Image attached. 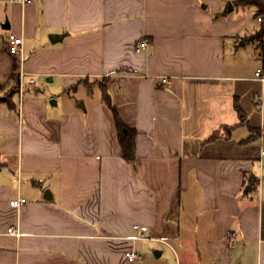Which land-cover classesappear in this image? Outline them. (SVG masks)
I'll return each instance as SVG.
<instances>
[{
  "label": "crops",
  "instance_id": "crops-1",
  "mask_svg": "<svg viewBox=\"0 0 264 264\" xmlns=\"http://www.w3.org/2000/svg\"><path fill=\"white\" fill-rule=\"evenodd\" d=\"M255 11L0 0V264H264ZM114 109L136 130L132 161Z\"/></svg>",
  "mask_w": 264,
  "mask_h": 264
},
{
  "label": "trees",
  "instance_id": "trees-1",
  "mask_svg": "<svg viewBox=\"0 0 264 264\" xmlns=\"http://www.w3.org/2000/svg\"><path fill=\"white\" fill-rule=\"evenodd\" d=\"M235 5H252L256 8L255 16L261 17L260 27L250 35L251 39H256L258 46L261 49L262 59L264 61V0H230ZM104 99L108 102V95L104 94ZM239 108L238 105H236ZM115 120L118 130L119 142L122 149V154L125 159L132 161L135 158L134 139L136 130L129 126L119 116L116 109H114Z\"/></svg>",
  "mask_w": 264,
  "mask_h": 264
},
{
  "label": "built area",
  "instance_id": "built-area-1",
  "mask_svg": "<svg viewBox=\"0 0 264 264\" xmlns=\"http://www.w3.org/2000/svg\"><path fill=\"white\" fill-rule=\"evenodd\" d=\"M11 2H19V3H28L31 0H9ZM258 19L260 20L261 17H258ZM149 42L147 39H142L141 41H139V43L136 45L135 50L136 51H141L143 49H145L148 46ZM22 45H23V37L20 34H17L14 31L9 32L8 36H7V47H8V51L10 54L13 55H21L22 54ZM255 74L257 76H259L261 79H263L262 76V69L261 68H257ZM27 75L26 72L21 71L20 72V86H23V81H22V77ZM31 82H34V78L31 77L30 78ZM162 81L164 82H170L166 77L162 78ZM260 164L263 166L264 165V147L261 148L260 150ZM26 198L25 197H20V198H14L10 200V204L14 207H20L23 204L26 203ZM135 227L138 228V225H135ZM8 232L14 235H20V231L18 228L16 227H9L8 228ZM142 234V233H140ZM128 259L133 261L135 259H139L142 257V255L140 253H138L135 250H131L128 253Z\"/></svg>",
  "mask_w": 264,
  "mask_h": 264
},
{
  "label": "water",
  "instance_id": "water-1",
  "mask_svg": "<svg viewBox=\"0 0 264 264\" xmlns=\"http://www.w3.org/2000/svg\"><path fill=\"white\" fill-rule=\"evenodd\" d=\"M228 8H229V10L232 9V4H229ZM52 100L50 102H53ZM79 106L84 107L83 101L79 102Z\"/></svg>",
  "mask_w": 264,
  "mask_h": 264
},
{
  "label": "rangeland",
  "instance_id": "rangeland-1",
  "mask_svg": "<svg viewBox=\"0 0 264 264\" xmlns=\"http://www.w3.org/2000/svg\"><path fill=\"white\" fill-rule=\"evenodd\" d=\"M260 22V21H259ZM253 25H255V23H252ZM250 46V45H249Z\"/></svg>",
  "mask_w": 264,
  "mask_h": 264
}]
</instances>
